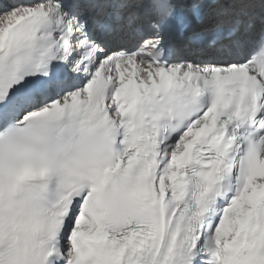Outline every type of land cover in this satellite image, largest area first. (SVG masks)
I'll use <instances>...</instances> for the list:
<instances>
[{"label": "snow or ice", "instance_id": "obj_1", "mask_svg": "<svg viewBox=\"0 0 264 264\" xmlns=\"http://www.w3.org/2000/svg\"><path fill=\"white\" fill-rule=\"evenodd\" d=\"M0 264H264V0H0Z\"/></svg>", "mask_w": 264, "mask_h": 264}]
</instances>
